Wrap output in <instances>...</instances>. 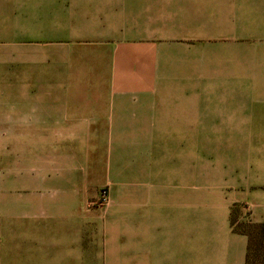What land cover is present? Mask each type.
<instances>
[{"label": "crops", "instance_id": "1", "mask_svg": "<svg viewBox=\"0 0 264 264\" xmlns=\"http://www.w3.org/2000/svg\"><path fill=\"white\" fill-rule=\"evenodd\" d=\"M0 151L25 253L245 264L230 213L264 222V0H0Z\"/></svg>", "mask_w": 264, "mask_h": 264}, {"label": "rangeland", "instance_id": "2", "mask_svg": "<svg viewBox=\"0 0 264 264\" xmlns=\"http://www.w3.org/2000/svg\"><path fill=\"white\" fill-rule=\"evenodd\" d=\"M7 176L6 158L1 156L0 264H60L59 262H56L54 256L48 259L47 254L38 255L35 252H24L25 246L27 247V245L34 243L31 236L26 231L29 229L31 222L22 215L21 200L24 194L19 190L12 188L11 184L8 183ZM106 205H108V203H106ZM91 206L98 207V205L92 204ZM114 258L117 259V254ZM89 261L85 263L74 262V264H102L101 262Z\"/></svg>", "mask_w": 264, "mask_h": 264}, {"label": "trees", "instance_id": "3", "mask_svg": "<svg viewBox=\"0 0 264 264\" xmlns=\"http://www.w3.org/2000/svg\"><path fill=\"white\" fill-rule=\"evenodd\" d=\"M244 210L243 205L232 207L230 213L232 231L248 239L245 264H264V222L252 221Z\"/></svg>", "mask_w": 264, "mask_h": 264}, {"label": "built area", "instance_id": "4", "mask_svg": "<svg viewBox=\"0 0 264 264\" xmlns=\"http://www.w3.org/2000/svg\"><path fill=\"white\" fill-rule=\"evenodd\" d=\"M108 202H109L108 190L107 188H104L100 191L99 199L96 200L94 203H92V205H98V207H102L106 205V203Z\"/></svg>", "mask_w": 264, "mask_h": 264}]
</instances>
